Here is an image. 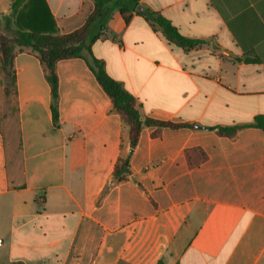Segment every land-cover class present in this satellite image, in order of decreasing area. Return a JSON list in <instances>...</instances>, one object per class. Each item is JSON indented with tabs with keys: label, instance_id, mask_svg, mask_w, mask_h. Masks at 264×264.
<instances>
[{
	"label": "crops",
	"instance_id": "obj_1",
	"mask_svg": "<svg viewBox=\"0 0 264 264\" xmlns=\"http://www.w3.org/2000/svg\"><path fill=\"white\" fill-rule=\"evenodd\" d=\"M14 1L0 0V33H11ZM45 1L60 34L94 8ZM139 1L205 43L186 52L115 9L92 54L142 118L195 127H145L132 148L86 50L56 65V124L40 60L16 48L22 162L10 184L0 135V264H264V132L214 129L264 118V0ZM192 149L205 157L192 154L194 167ZM120 158L131 170L122 182Z\"/></svg>",
	"mask_w": 264,
	"mask_h": 264
},
{
	"label": "trees",
	"instance_id": "obj_2",
	"mask_svg": "<svg viewBox=\"0 0 264 264\" xmlns=\"http://www.w3.org/2000/svg\"><path fill=\"white\" fill-rule=\"evenodd\" d=\"M94 8L85 24L69 34H60L55 20L45 0H15L12 3L11 15L3 18L7 30L0 33V135L4 145V155L8 181H11L12 169L22 162V144L20 136L19 106L16 90L14 51L29 50L40 60L47 79L52 86L54 104L52 106L54 122H59L58 112V76L56 65L60 61L79 58L86 50L90 55L89 65L105 93L111 98L113 109L129 128V139L135 148L145 127L194 128L193 125L142 118L134 96L125 91L121 84L114 81L104 70L103 63L96 59L90 44L105 35L107 27L106 12L119 10L121 17L128 25L133 15L146 19L152 26L159 28L168 42L186 52L204 44V41L187 38L161 14L146 9L139 0H93ZM255 127L264 132V118L258 117L254 124L248 126L217 127L218 134L233 138L243 128ZM202 154V150L192 149L186 152L191 167L192 154ZM131 174L128 159H118L113 180L122 182ZM11 184V182H10ZM10 187H13L10 185Z\"/></svg>",
	"mask_w": 264,
	"mask_h": 264
},
{
	"label": "rangeland",
	"instance_id": "obj_3",
	"mask_svg": "<svg viewBox=\"0 0 264 264\" xmlns=\"http://www.w3.org/2000/svg\"><path fill=\"white\" fill-rule=\"evenodd\" d=\"M5 33V32H4Z\"/></svg>",
	"mask_w": 264,
	"mask_h": 264
}]
</instances>
